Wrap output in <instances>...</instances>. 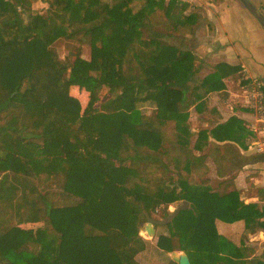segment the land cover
<instances>
[{
  "label": "trees",
  "instance_id": "trees-1",
  "mask_svg": "<svg viewBox=\"0 0 264 264\" xmlns=\"http://www.w3.org/2000/svg\"><path fill=\"white\" fill-rule=\"evenodd\" d=\"M36 1L44 12L32 13ZM187 7L0 0V264H140L146 222L165 229L151 247L164 258L158 264H177L165 254L175 250L190 264L243 263L215 220L264 229V208L197 183L184 151L209 146L223 166L221 147L231 145L217 142L237 140L234 118L196 134L186 121L204 103L194 87L221 91L240 67L219 62L197 75L198 56L177 42L195 29ZM60 37L77 44L64 59L52 47ZM71 87L88 92L83 108ZM146 101L155 106L148 115L138 106ZM37 223L39 238L26 240Z\"/></svg>",
  "mask_w": 264,
  "mask_h": 264
},
{
  "label": "crops",
  "instance_id": "crops-1",
  "mask_svg": "<svg viewBox=\"0 0 264 264\" xmlns=\"http://www.w3.org/2000/svg\"><path fill=\"white\" fill-rule=\"evenodd\" d=\"M182 1L188 3L185 13L192 14L195 29L193 34H185L179 43L184 41L183 46L198 56L197 75L205 76L219 62L240 67L238 72L224 78L225 88L221 91L204 93L201 86H195L196 102L204 103L200 110L193 104L189 107L194 114L196 132L234 118L237 140L217 142L219 145H231L225 151L221 147V154H226L223 166H219L218 171V162L215 161L218 154L210 155L209 146L203 150L191 149L188 156L185 154L196 162L194 173L197 183L219 193L236 190L240 201L254 203L263 209L264 122L252 107L245 104V86L247 78L264 79V30L239 0ZM250 1L264 15V0ZM179 203L169 204L167 210L173 212ZM215 226L217 232L235 246L232 250L241 254L242 264H264V229L245 230L244 220L225 222L216 219ZM157 229L154 228L153 237ZM152 252L156 253L155 250ZM169 253L165 254L169 256Z\"/></svg>",
  "mask_w": 264,
  "mask_h": 264
},
{
  "label": "rangeland",
  "instance_id": "rangeland-1",
  "mask_svg": "<svg viewBox=\"0 0 264 264\" xmlns=\"http://www.w3.org/2000/svg\"><path fill=\"white\" fill-rule=\"evenodd\" d=\"M46 7H47V4L44 2H41V1L33 2L32 3V13H42V12H44ZM24 17L26 18V15H24ZM154 28L158 29L160 31H165V29L161 26H154ZM181 32H183V31L181 30L180 33ZM180 33L175 34V35L178 37L180 35ZM168 40L171 42H176V40H174L170 37L168 38ZM178 41H179V39H178ZM182 42L185 45L184 41H182ZM76 46H77V44L74 42L73 38H70V37L69 38L60 37L57 40H55L52 44V47L54 48V50L56 51V53L58 54V56L61 59H64L66 56H68L69 52H71L73 49H75ZM82 56H84L85 58H87L89 56V47L87 45L82 46ZM70 92L79 98L81 106L83 108L87 103L88 92L86 90L80 89L78 87H71ZM138 106H139V109L141 110V112L145 115L150 114L151 111L155 108L153 103L147 102V101L139 103ZM194 120H195L194 114H192V112H190V110H189L188 119H187L186 123L189 127V130L192 133L196 134L197 127H196ZM192 140H193V137L191 138V141ZM190 151L191 150H189V149H187V151H185L187 156L189 155ZM39 188H40V185H39ZM152 217L154 219H157L159 217V210L155 211L152 214ZM157 228H158L157 233L155 234V237L152 238L153 240L150 239V237H148L143 226L140 228L139 233L144 238H147L149 240L147 250L141 252L140 254H138L136 256V258L140 262V264H158L164 260L163 257H161L157 254H154L152 252L153 248H151L155 244L157 234L165 230L163 226H158ZM43 229H44V227H43L42 223L28 224L25 228V230H26V233L24 234L25 239L26 240H29V239L37 240L39 238L40 233L43 231ZM150 241H152V242H150Z\"/></svg>",
  "mask_w": 264,
  "mask_h": 264
},
{
  "label": "built area",
  "instance_id": "built-area-1",
  "mask_svg": "<svg viewBox=\"0 0 264 264\" xmlns=\"http://www.w3.org/2000/svg\"><path fill=\"white\" fill-rule=\"evenodd\" d=\"M245 86V104L252 107L264 122V79L247 78Z\"/></svg>",
  "mask_w": 264,
  "mask_h": 264
},
{
  "label": "water",
  "instance_id": "water-1",
  "mask_svg": "<svg viewBox=\"0 0 264 264\" xmlns=\"http://www.w3.org/2000/svg\"><path fill=\"white\" fill-rule=\"evenodd\" d=\"M242 5L256 18L261 27L264 30V15L262 12L250 1V0H239ZM144 230L146 231L149 237H153L155 230L152 223L147 222L144 225ZM169 256L172 260H174L177 264H190L188 256L183 251H171Z\"/></svg>",
  "mask_w": 264,
  "mask_h": 264
}]
</instances>
